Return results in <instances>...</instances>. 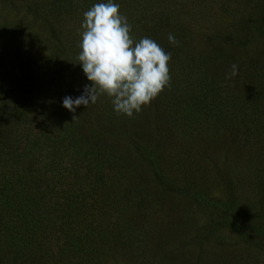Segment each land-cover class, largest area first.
<instances>
[{
    "label": "trees",
    "instance_id": "1",
    "mask_svg": "<svg viewBox=\"0 0 264 264\" xmlns=\"http://www.w3.org/2000/svg\"><path fill=\"white\" fill-rule=\"evenodd\" d=\"M101 2L107 0L14 2L47 29L51 72L36 82L18 54L19 73L3 78L0 264L144 262L150 238L167 240L177 228L147 223L144 205L175 188L202 194L212 212L216 200L206 199L209 187L195 174L188 146L197 138L221 141L226 132L234 151L247 147L245 170L232 181L255 191L253 204L244 205L263 218L264 54L248 58L244 50L264 41V0H114L136 40L147 36L171 53L170 86L131 118L117 115L106 95L74 113L62 105L91 83L76 63L78 30L83 12ZM233 63L238 73L226 78ZM165 139L176 142L169 154ZM238 227L244 237L247 229ZM242 259L220 254L212 264Z\"/></svg>",
    "mask_w": 264,
    "mask_h": 264
},
{
    "label": "rangeland",
    "instance_id": "2",
    "mask_svg": "<svg viewBox=\"0 0 264 264\" xmlns=\"http://www.w3.org/2000/svg\"><path fill=\"white\" fill-rule=\"evenodd\" d=\"M14 2L19 4V0H0V95L3 78L19 73L18 54L26 61L36 82L51 72L47 29L25 5ZM244 53L248 58L264 54V41L253 44ZM253 64H259L258 60ZM38 129L36 125L33 127L34 132ZM227 141L228 132L221 141L207 144L203 138H197L188 146L198 164L195 174L205 179L203 183L209 187L206 199L216 200L213 213L209 202L198 198L202 194L191 195L172 189L162 199L147 203L143 208L144 220L153 227L164 230L172 223L177 224V228L170 231V238L152 236L142 263L124 257L114 264H212L220 254L241 255L243 264H264V232L253 229L261 225L264 230V214L260 219L255 211L246 210L244 204L255 201V191H250L249 185L240 181L237 184L232 181L245 170L244 161L240 159L247 147L234 151V144ZM175 146V141L165 139L163 153H171ZM187 165L188 162L183 167ZM232 204L236 207L230 212V219H222L228 214L226 207ZM235 226L247 229L245 239L237 234ZM54 244L58 247L61 241L54 240Z\"/></svg>",
    "mask_w": 264,
    "mask_h": 264
},
{
    "label": "clouds",
    "instance_id": "3",
    "mask_svg": "<svg viewBox=\"0 0 264 264\" xmlns=\"http://www.w3.org/2000/svg\"><path fill=\"white\" fill-rule=\"evenodd\" d=\"M119 8L114 0H107L83 12L76 63L91 83L84 86L80 96L63 98L62 105L70 112L81 105L86 108L106 95L117 115L131 118L170 86L171 53L147 36L136 40L131 35V24ZM167 39L172 45L179 43L172 34ZM237 73L238 65L233 63L226 78Z\"/></svg>",
    "mask_w": 264,
    "mask_h": 264
}]
</instances>
